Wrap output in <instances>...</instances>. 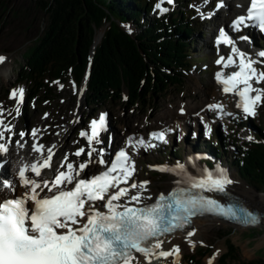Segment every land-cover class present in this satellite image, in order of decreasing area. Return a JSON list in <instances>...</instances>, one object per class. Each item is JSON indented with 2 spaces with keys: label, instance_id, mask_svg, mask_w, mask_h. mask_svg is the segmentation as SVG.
Returning <instances> with one entry per match:
<instances>
[{
  "label": "snow or ice",
  "instance_id": "6c2138e0",
  "mask_svg": "<svg viewBox=\"0 0 264 264\" xmlns=\"http://www.w3.org/2000/svg\"><path fill=\"white\" fill-rule=\"evenodd\" d=\"M172 2L168 0V3ZM157 8L161 5L158 4ZM161 10L168 11L167 8ZM250 24L264 31V0H250L246 14L238 16L232 27L239 31L242 26ZM217 42L232 46V55L227 59L220 57L217 63L224 67L237 65L238 70L228 76L218 72L216 80L223 85L225 93L239 97L236 106L246 117L255 116L257 108L264 104V88L254 87L253 81L264 82V70H259L257 61L235 46V41L224 29H220ZM259 56L264 57V51ZM4 60L5 57L0 56V62ZM11 96L23 103L24 89L13 90ZM208 107L223 113L222 104ZM106 124L107 113H102L91 121L90 133L82 131L80 135L90 146L94 142L98 144ZM0 126L3 127L0 137L11 131L2 119ZM32 135H36L35 130ZM152 136L165 140L164 132L152 133ZM128 145L154 147L146 144L143 138L134 143L131 137ZM54 147L45 153L42 144L35 145L33 151L41 158L20 166L17 177L18 183L26 189L23 196L7 198L3 195L4 189L14 192L15 183L11 179H0V264H139L137 253L151 264L152 259L179 256V246L163 249L162 237L184 228L193 216L207 211L239 219L233 207H225L203 194L205 190L224 192L226 186L233 183L223 169H217L215 173L205 169L196 177L188 176L182 164L175 168L159 166L160 171L184 173L185 179L177 181L178 188L168 196L162 193L156 202L146 205L143 204V193L148 181L128 184L136 167L125 148L115 153L109 167L92 174L85 170L93 163V153L99 157V164L108 163L103 158V150L97 152L96 148L90 147L87 162L67 163L65 157V163L53 169ZM7 151V145L0 143V152ZM83 154V147L75 152L77 157ZM45 169H52L50 177L44 174ZM181 183L186 187H179ZM45 189L47 192L41 196ZM132 190L136 192L130 195ZM122 199L124 203H120ZM29 201L32 207H29ZM245 216L248 218L243 221L245 223L258 222L251 212H245ZM187 235L191 237L194 232Z\"/></svg>",
  "mask_w": 264,
  "mask_h": 264
},
{
  "label": "rangeland",
  "instance_id": "374dc122",
  "mask_svg": "<svg viewBox=\"0 0 264 264\" xmlns=\"http://www.w3.org/2000/svg\"><path fill=\"white\" fill-rule=\"evenodd\" d=\"M37 1L0 0V56L5 57V60L0 62V114L7 117L5 122L7 126L16 127L18 138L14 142L15 144L20 143L21 133L31 136L29 131L35 126H42L43 132H45V138L42 141L46 144H53L52 140H54L56 132L63 127L68 130V141L67 145H63L64 150H71V160H73L75 159L74 151L83 147L85 154L80 157V161L85 160L88 141L80 133L90 130L91 121L95 117L107 113L106 129L101 131L102 143L100 142L96 146L106 148L104 141L108 144L109 140H112V143L117 145L130 147L136 171L129 181L138 184L148 181L145 192L152 193L153 198L159 190L168 191L173 184L172 173L158 170L160 164L167 166L174 163L178 157L184 159L190 143L194 146L192 150L194 153L195 145H197L196 150L198 151H203L206 148L216 150L218 141L225 144L224 150L219 148L221 156L216 159L213 166L207 163L206 167L216 169L217 164H229L235 180L238 178L246 182L252 192L264 194L263 189L257 188L245 180L233 163L237 153L234 142L254 137L255 131L252 126H260L264 123V104L257 108L255 116L246 117L241 109H237L230 115L227 113L223 118L218 116L217 109H210L209 105H206L207 120H201L196 137L191 131L181 135L184 137H180L176 129L171 131L165 127L171 116L163 115L162 112L168 105L177 108L178 101L189 99L193 102L196 101L195 103H198L197 107L200 109L203 102L219 95L215 74L218 73L217 61L220 50L213 46L209 48L204 44L206 40L211 41L209 33L212 28L216 27L213 26L216 21L212 18L210 25H204V17H211L214 11L212 8L203 11L202 7L206 4L203 0H173L172 3H168L166 0L167 2L161 8H167V12L158 8L149 14L148 17L151 18L157 12L159 14H168L172 11L175 13L180 6H184L194 28V32L188 37V40L192 42L190 51L194 57L192 58L193 65L186 73L183 83L170 85L166 91L157 95L151 93L146 97L145 102L138 106H131L128 97L123 100H110L100 106L93 105L91 99L87 97V92L82 95L81 88L84 81L79 83L72 76L61 81L45 80L46 86L35 100H31L32 84L27 82L17 84V77L19 70L26 62L25 53L43 34L44 28L47 26L48 15L37 6ZM211 1L216 7L222 0ZM162 2L163 0H161ZM233 14L229 15L228 20ZM167 18L169 19V17ZM255 45L256 52L264 51V35L258 36ZM223 49L227 53L231 52L230 49ZM254 60L257 61L256 67L259 70H264V57H256ZM6 69L8 72H5ZM224 74L227 73L224 72ZM253 86L264 88V82L253 81ZM20 88L24 89L23 103H18L17 99L11 96L13 90ZM228 103L234 105V100H230ZM200 110L203 111L204 107ZM48 114L49 117H46ZM16 116L20 117L18 126L14 122L17 120ZM153 127L165 130L167 139L155 147H145V151L135 153L134 147L128 145L129 138L141 135L147 137ZM209 129H211L210 132ZM144 141L146 144H151L148 138ZM102 144L104 146H101ZM62 155L63 152L60 156ZM85 171L89 172L90 170L86 169ZM261 220H264L262 216ZM261 222L257 226H243V224L236 225L218 218L209 219L200 237L187 239L182 236L171 240L173 246L180 247V253L178 257L172 256L170 264H188L189 256L195 253V249L199 245L210 246V251L202 258V264H210L211 260L215 258L217 259L216 263L221 264V256L228 249V241L238 247L240 254L239 260L231 264L264 258V225Z\"/></svg>",
  "mask_w": 264,
  "mask_h": 264
},
{
  "label": "trees",
  "instance_id": "16d2710c",
  "mask_svg": "<svg viewBox=\"0 0 264 264\" xmlns=\"http://www.w3.org/2000/svg\"><path fill=\"white\" fill-rule=\"evenodd\" d=\"M37 2L48 15L47 26L25 53L26 62L17 77L20 84H32V100L47 79L61 81L72 76L81 82L90 61L87 97L93 105L123 100L127 95L130 105L138 106L151 93L157 95L184 82L192 65L188 37L194 28L183 6L168 19L158 13L148 17L158 0ZM99 31L103 36L95 46ZM254 129L259 141L238 143L234 164L245 180L264 190V126ZM227 245L221 264L239 260L238 247L229 241ZM209 251L208 245L198 246L188 263L202 264ZM240 264H264V258Z\"/></svg>",
  "mask_w": 264,
  "mask_h": 264
},
{
  "label": "bare ground",
  "instance_id": "6f19581e",
  "mask_svg": "<svg viewBox=\"0 0 264 264\" xmlns=\"http://www.w3.org/2000/svg\"><path fill=\"white\" fill-rule=\"evenodd\" d=\"M206 4L202 7L203 11H205V9L208 8H212L213 14L211 15V17L209 16H205L204 17V25L208 26L210 25V19L213 18L215 22V24L213 26H221L222 24H226L228 23V17L230 14L234 13H240L242 8L240 4H243L245 0H222L221 4L217 5L215 7V5L212 3L211 0H203ZM239 3V5L237 4ZM221 11H224L223 13ZM233 15V16H234ZM101 40V33H99L96 37L95 40V46L96 44ZM210 40H206V43H204L205 45H207L209 48L212 47V42L210 44ZM255 38L253 37L252 41H249V43L244 42L245 44H242L241 42H239V40L236 43V47L240 49V51L245 52L249 57H251L252 59L259 57V53L263 50H260L259 52H256V45H255ZM220 57H225V59H227V57L230 54H227L224 49H221L220 51ZM232 55V53H231ZM219 57V59H220ZM238 61V57L236 58ZM218 64V63H217ZM218 72H225L227 73L225 76L227 75H231L232 72L237 71L238 70V66L237 65H229L228 67H224L223 64H218ZM5 72H8V69L5 70ZM229 72V73H228ZM89 74L87 73L86 76L83 79V85L81 88L82 91V95L85 94L87 92V87H88V83H89ZM218 93L219 95L216 97H213V99H209L206 102H203L202 104V109L204 107V110L201 111L200 109H198V103L193 102L192 100H186V101H178L177 104V108L176 106H172V105H168L162 112L163 115H167L169 114L171 117L168 119L165 127L167 130H171L174 131V129L177 130L178 134L180 137H184L181 135H185L186 133H188L189 131L192 132L193 136H197L198 130L200 129V122L201 120H207V114H208V109L206 107V105H210V104H222L223 107V113H221L220 110H218V116L221 118H223L227 113H232L234 111H236L238 108L236 105L239 101V97L236 96L234 93H225L222 90V86L220 87L218 85ZM230 100H234V105L229 104L228 102ZM208 103V104H207ZM175 105V104H174ZM242 110V109H241ZM239 111V110H238ZM17 120H15V125L18 126V120H19V116H16ZM46 117H49V114L46 115ZM0 119H2L4 121V124L7 120V117L4 116L3 114H0ZM6 125V124H5ZM11 128L10 132H5L3 138L0 140V142L4 143L7 145L8 151L6 154H4L3 156L1 155V158L6 160V164H5V170H2L1 173V179H11L13 180V182L15 183V187H17L19 189V191H24L26 192V189L22 186L19 185L18 183V177H17V171L19 170L20 166L24 163H29L30 161H34V160H38L40 159V154L33 151V147L35 145H43L44 149H45V153L46 150L48 148H51L53 145L55 146L53 148V152H54V156L52 159V165H53V169L59 167L60 164L65 163V157H67V163H75L74 160H71V150H64V146L63 145H67V139H68V130L66 128L61 127L60 130H58L56 132V135L54 136V140H52L53 144H46L45 142H43L42 140L45 138V132H43V128L42 126H35L33 128V130H35L36 135L32 137H27L22 135V137H20V143L19 144H15L14 140L15 138H17L18 136V131L16 129V127L14 126H8ZM152 130L149 131V135L145 138H143L144 136H133V141L135 143V141L139 140L140 138H143L144 140L149 138L152 133L157 132L159 129H161L160 127H156V128H151ZM154 129V130H153ZM3 130V127L0 126V131ZM91 129L88 131L90 133ZM10 133V134H8ZM5 135L8 137L5 138ZM199 135V134H198ZM102 133H100L99 139L100 142L102 143ZM200 137V135H199ZM30 142H32V144L30 145ZM69 144V143H68ZM97 143H93L91 146L88 144L86 145V154L87 152L90 150V147H94L96 148L97 152H100L101 150L96 146ZM30 145V146H29ZM101 146H104L103 144ZM193 147L192 144L190 143L188 145V151L186 154V162L187 164L190 166V170H192L193 172H197V173H202L205 169L208 171H212V172H216V170L214 169H209L207 168L203 162L200 161V157L198 154H195V152L193 153ZM113 149V146H107L105 148V150H103V158L107 161L108 159V155L110 153V151ZM135 151V153H139L141 151H145V146H135L133 148ZM59 150V152H58ZM63 152V155L60 156V154ZM87 158L85 159L86 161L89 159L88 156H86ZM98 159L99 157L97 156L96 153H93V156L91 157V160L93 161V163L89 164V170H93L95 167L100 166L101 164L98 163ZM9 165V166H8ZM8 166V167H7ZM167 167L170 168V165H167ZM171 172V171H170ZM172 173V181L174 184V180L176 178H180V174H178V172H171ZM228 178H230L233 183L229 184L226 186V189L233 192L237 197L238 200L243 203L245 206H248L250 208H253L257 214L261 215L264 218V194H258L256 192H252L247 183L239 180L238 178L235 180L234 176L231 174V171L227 170L226 171ZM44 174L45 175H49L52 174V169H45L44 170ZM128 184L130 185L131 183L128 182ZM172 184V186H173ZM122 187L125 185H121ZM161 190H159L160 192ZM170 191V189L168 190ZM166 191V192H168ZM136 190H132L130 195L135 194ZM157 192L155 195V198H153V194L149 193V192H145L143 193L144 199H143V204H147L152 202L153 200H155L158 196ZM245 192V193H244ZM11 194V192L7 189H4L3 191V195H9ZM213 194V193H211ZM150 197V199H149ZM125 201L122 199L120 201V203H124ZM250 202V203H249ZM102 209V208H101ZM218 217H212L210 215H198L195 216L191 219V223L186 226L185 228L182 229H178L175 232L166 235L165 237H163L162 239L164 240V244H163V249L164 250H170L172 248L175 247V245L173 246V244L171 243V240H173L174 238H181L182 236H184L187 239H191L194 237H200L202 235V230L203 228L206 227L207 225V221L209 219H215ZM220 219V218H218ZM225 220V219H222ZM226 221V220H225ZM262 225H264V220L261 222ZM244 226V225H243ZM194 232V235L189 237L187 235L188 232ZM264 237V236H263ZM264 239V238H263ZM178 246V245H176ZM180 248V247H179ZM137 258H138V262L139 264H148V261L145 260V258L137 253L136 254ZM171 258L172 256L168 257V258H160V259H152L151 264H170L171 263ZM216 258L212 259V263L211 264H217L216 263Z\"/></svg>",
  "mask_w": 264,
  "mask_h": 264
}]
</instances>
